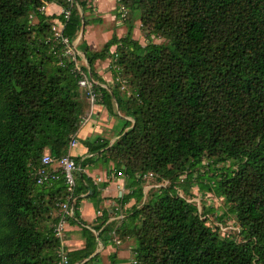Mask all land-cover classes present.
<instances>
[{
    "label": "trees",
    "instance_id": "1",
    "mask_svg": "<svg viewBox=\"0 0 264 264\" xmlns=\"http://www.w3.org/2000/svg\"><path fill=\"white\" fill-rule=\"evenodd\" d=\"M53 1L67 7L64 0H0V264L57 260L53 225L65 201L64 181L37 185L35 174L45 153L55 160L67 156L84 113L76 101L73 63L53 53L61 47L52 42L57 16L39 11ZM87 1L76 0L65 22L62 35L70 42L95 22L84 15ZM117 5L126 10L125 35H113L99 51L85 41L77 49L93 78L95 63L107 59L112 78L124 70L132 77L129 97L115 85L95 87L108 114L117 110L131 119L120 118L118 138L110 146L98 137L84 142L89 154L105 165L112 162L122 175L130 192L121 204L135 200L119 233L121 240L136 241L130 264H264V0H117ZM30 14L37 20L33 26ZM137 21L146 37L163 42L148 39L142 46L134 40ZM73 159L82 169L90 163ZM148 174L152 177L144 178ZM150 181V189L158 190L143 201V185ZM194 186L223 201L226 211L218 220L233 217L241 241L207 225L213 209L199 212L184 196ZM98 189L83 171L76 175L75 193L84 196L77 198L75 220L68 225L80 224L83 198L97 209ZM44 196L49 205L58 202L47 231L38 228ZM95 222L81 228L85 244L69 252L70 264H87L97 256L92 255L98 242L106 241L101 236L111 228L104 213ZM113 258L109 264L119 263Z\"/></svg>",
    "mask_w": 264,
    "mask_h": 264
},
{
    "label": "crops",
    "instance_id": "2",
    "mask_svg": "<svg viewBox=\"0 0 264 264\" xmlns=\"http://www.w3.org/2000/svg\"><path fill=\"white\" fill-rule=\"evenodd\" d=\"M42 7L44 9L42 13L45 16H55L61 11V7L55 1L44 3ZM49 10L51 11L47 12ZM119 14L120 13L118 10L117 0L87 1V11L84 13V15L91 16L88 17L89 20L95 19V22H91L89 25H87L88 30L85 33V41L90 49L97 50L98 47L106 43L114 33L118 35V38L122 37L119 36L118 33V31H120V28H117L118 23L116 18H120L117 17L120 16ZM82 32H84V30H82ZM95 73L99 78L98 79L95 77L98 84L102 88L107 89V86L109 85L107 83L110 79H112V76L108 75L105 72L103 73V71H98ZM89 109L90 106L87 101V110L83 116L87 115ZM103 121L105 122L103 123ZM114 123L115 121H113L112 117L108 115L107 110L97 102L93 108L91 118L78 130L76 135L77 142L82 139L90 138L91 136L103 137L102 134L104 128H102L101 126L106 127V129H111L115 126ZM106 131L110 132L109 130ZM110 140L112 141L113 139ZM69 155L71 157L90 159V163L86 165V167L83 169V172L91 179L93 184L97 185V187L99 188L98 190H100V196L98 199L99 202L97 203V209L94 208L93 202L90 199L83 198L80 201V224L68 225L67 228L68 233L72 232L70 235H67L66 246L68 252L83 249L85 241L80 230L82 227L90 229L92 225L96 224V211L100 210L102 214L104 213V218H107V225L111 228V232L106 234L105 237L101 236V239L105 238L106 241L98 242L96 249L92 255L97 256L88 263L100 261L102 262V264H109L110 258L114 256L115 258H113V260L119 262L117 264H130L133 254V248L135 247V245L130 243L131 238H127L125 240L116 239L115 237L113 238V235L116 234V229L113 228L114 223L115 227H120L122 222V220L119 219V215H124L126 217L130 213L131 207L135 204L134 199H131L127 203L121 204L120 202V198L130 192L129 189H126L124 186V179L121 177L122 175H119V173L117 174L114 170H112V162H109V164L107 165L103 164L98 160L100 157L99 155L89 154L85 147L79 146L78 144L75 148L70 150ZM102 185H105V187L100 188ZM143 194V201H145L146 196L144 190ZM139 206L140 205H137V207ZM88 210H90L89 214L87 213ZM85 215L87 216V219H89L88 222L90 223H88L85 219ZM96 234L97 233H95V235ZM114 239H116L119 243L117 244ZM72 245L75 247L70 249Z\"/></svg>",
    "mask_w": 264,
    "mask_h": 264
},
{
    "label": "built area",
    "instance_id": "3",
    "mask_svg": "<svg viewBox=\"0 0 264 264\" xmlns=\"http://www.w3.org/2000/svg\"><path fill=\"white\" fill-rule=\"evenodd\" d=\"M67 7L61 8L59 14L51 23V31L53 32L52 42L54 48H57V45L61 47L56 50L53 49V53H58V58L62 56L69 57L73 63V72L79 77L78 87L85 91L87 101L89 103L90 109L87 115L81 117L80 125L81 127L86 124V122L91 118L93 113V108L99 100V96L95 90V87L98 86V82L95 78L90 75L89 68L87 66L84 55L80 53L77 49V43L75 41L70 42L68 38L62 35L65 22L69 19L71 8L76 4V0H64ZM42 12V10L39 9ZM121 12L120 18H125L126 10L124 7H120L119 13ZM59 52H62L60 54ZM83 65L85 67H83ZM100 86V85H99ZM80 127V128H81ZM78 144L76 135L73 136L68 145V154L67 156L55 160L48 153H45L41 158V167L36 171L35 182L37 185H42L50 181H55L62 179L65 185V201L59 203L58 209V219L57 222L53 225V234L58 240V248L56 249V264H70L69 262V252L67 250V227L69 219L75 220L74 218V209L78 197H83L84 195H76V175L79 172H82L83 169L79 164H77L73 157L69 155L70 150L76 147ZM120 175V174H119ZM152 177L151 174H148L144 178ZM149 188V187H148ZM179 194V193H178ZM180 195V194H179ZM102 216L100 210L96 211V218ZM124 215H119V219L123 220ZM97 235V234H96ZM116 243L119 242L114 239Z\"/></svg>",
    "mask_w": 264,
    "mask_h": 264
},
{
    "label": "rangeland",
    "instance_id": "4",
    "mask_svg": "<svg viewBox=\"0 0 264 264\" xmlns=\"http://www.w3.org/2000/svg\"><path fill=\"white\" fill-rule=\"evenodd\" d=\"M40 10H42V11L44 10L42 6L40 7ZM50 11L51 10H49L47 12H50ZM88 17H91V16H88ZM116 20L118 23L117 28H120V31H118L119 36H124L126 33V25H125L124 21H122L123 20L122 18H116ZM29 21H30L29 24L31 26H33L37 22V20L33 14L29 15ZM115 27H116V25H115ZM144 28L146 30V27H144ZM144 28L141 27V24L139 21L135 22L134 30L132 33V38L134 40H137L139 42V44L144 46L147 43L148 39L154 43L163 42V39H160V38H154L153 36L146 37L147 31L143 30ZM87 30L88 29L86 26L84 28V32H82V31L79 32L77 38L74 40L77 43V46L79 45V43L81 41H85V33ZM34 34H35L34 31L30 32L29 36L31 39L34 38V36H35ZM113 35H116V33H114ZM116 36H118V35H116ZM102 47H103V44L100 45L96 51L101 50ZM77 48H79V47H77ZM91 50H93V49H91ZM78 51L80 52V49H78ZM45 62L50 63L48 59L45 60ZM111 67H112L111 61H110V59H107L104 61L96 62L95 66H94V70H95V72H98V71L102 72L103 71V73L105 72L108 75L112 76L113 72H112ZM131 78H132L131 74L127 70L121 71V73L117 74V78H115V79L112 78L108 81L107 84H109V85L107 86V88H110L111 86L115 85L119 88L118 91L120 94H122V95L125 94V96L129 97L132 94L131 83H130ZM76 95H77L76 101L81 104L82 109H83V113H85L87 110V98L85 95V91L83 89H77ZM108 115H110V114H108ZM110 117H112V120L115 121V123H114L115 126L111 129H106V127H103L100 125L102 128H104V131L102 134L103 137L98 136V138H100V139L108 140L109 146L113 143L114 140H116L118 138V135L123 128V122H122V120H120V118L126 119V120H131V119L125 117L123 114L119 113V111H117V110H114V113H112V115H110ZM104 122L105 121H103V123ZM106 130H109L110 132H107ZM95 138H97V137L91 136L90 138L79 140L78 145L85 147L84 142L89 141V140L92 141ZM110 139H113V140L111 141ZM181 178L184 179V176H182ZM152 184L153 183L150 181L148 183L147 182L144 183V185H143V190H144L146 197H149L153 191L158 190V188L150 189V186ZM179 184H183V183L180 182ZM178 188L180 189V191L178 193L182 194L181 188H183V186L179 185ZM184 196L186 197V199L189 202L194 203L196 205L199 212H201L202 208L203 209H208V208L213 209L215 214L214 215L213 214L208 215L207 220H206L208 226H210L212 228H214L215 226L218 227V232L220 233L221 236L226 237L229 235L230 237H233L235 240L241 241V236L238 235L239 228H238V225L235 223V220L233 217L229 216L227 218L225 217L222 220H218V218H219L218 216H220L223 212L226 211V206L224 205V203L221 199H216L213 195H210V194L201 193L198 191V189L195 186L191 187L190 193L186 194ZM47 201H48L47 196L40 198V202L43 205V207H42L43 209H41L40 215L38 217V221H39L38 228L43 230V231H47L52 227V225H53L52 220L55 216V213L57 210V204H58V202H57V203H53V204L49 205V203ZM46 205L49 206V212H46L44 210V207ZM89 212H90V210L87 211L88 214H89ZM85 219L87 220V222L89 221V219H87L86 215H85ZM88 223H90V222H88ZM113 228L116 229V234L113 235V238L115 237L116 239H121V238H119V235H120L119 233L121 232L120 227H115V223H114ZM71 233L72 232L68 233V235H70ZM93 234H95V233L93 232ZM103 236L105 237V235H103ZM130 243L133 245H136V241L132 238L130 240ZM74 247L75 246L72 245L70 247V249H72ZM88 264H102V262L98 261V262H93V263H88Z\"/></svg>",
    "mask_w": 264,
    "mask_h": 264
}]
</instances>
